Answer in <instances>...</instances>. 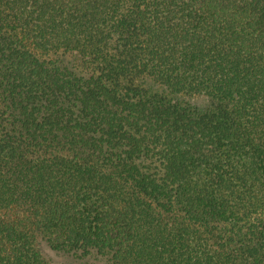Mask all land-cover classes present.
I'll return each mask as SVG.
<instances>
[{
    "label": "trees",
    "instance_id": "1",
    "mask_svg": "<svg viewBox=\"0 0 264 264\" xmlns=\"http://www.w3.org/2000/svg\"><path fill=\"white\" fill-rule=\"evenodd\" d=\"M264 264V0H0V264Z\"/></svg>",
    "mask_w": 264,
    "mask_h": 264
},
{
    "label": "rangeland",
    "instance_id": "2",
    "mask_svg": "<svg viewBox=\"0 0 264 264\" xmlns=\"http://www.w3.org/2000/svg\"><path fill=\"white\" fill-rule=\"evenodd\" d=\"M53 264H71L69 258L63 256L61 258H55V260L52 261Z\"/></svg>",
    "mask_w": 264,
    "mask_h": 264
}]
</instances>
